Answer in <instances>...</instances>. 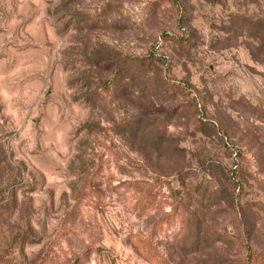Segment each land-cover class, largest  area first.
<instances>
[{"label": "rangeland", "instance_id": "374dc122", "mask_svg": "<svg viewBox=\"0 0 264 264\" xmlns=\"http://www.w3.org/2000/svg\"><path fill=\"white\" fill-rule=\"evenodd\" d=\"M0 264H264V0H0Z\"/></svg>", "mask_w": 264, "mask_h": 264}]
</instances>
